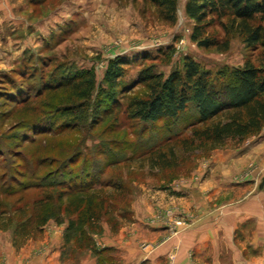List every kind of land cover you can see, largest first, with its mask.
I'll use <instances>...</instances> for the list:
<instances>
[{
	"label": "rangeland",
	"instance_id": "374dc122",
	"mask_svg": "<svg viewBox=\"0 0 264 264\" xmlns=\"http://www.w3.org/2000/svg\"><path fill=\"white\" fill-rule=\"evenodd\" d=\"M184 2L177 0L174 21L169 23L159 17L151 0H0V212L11 215L9 222L5 215L0 217V225H7L0 227V244L11 240L19 246L38 237L39 231L21 243L14 238L13 208L19 196L30 200L40 193L33 187L23 190L37 180L22 164L24 159L36 164L37 158L46 156L50 164L55 162L43 171L68 161L65 168H58L56 178L67 180L101 168L99 178L124 184L123 191L109 187L103 194L126 205L131 218L112 219L108 214L95 232L128 228L134 207L151 195L155 203L166 196L155 189L167 192L187 186L190 198L191 188L205 198L213 190L215 197L201 203L205 208L175 212V205L168 203L155 208L146 220L164 223L166 234L189 229L206 216L221 225L224 220L236 224L232 234L239 257L233 262L230 253L223 262L264 264V190L257 188L264 175V126L238 144L228 140L215 146L194 137V130L204 125L198 123L191 105L175 120L150 123L128 115L129 97L147 92L145 84L135 81L145 73L168 75L181 67L184 55L212 73L246 61L264 68V45H246L226 17L206 30L219 42L227 40V48L197 46L190 38L194 21L186 16ZM117 56L127 61L122 65L123 86L132 87L124 95L123 86L114 88L121 102L116 119L115 115L96 118L92 109L104 98L101 90H109L104 72ZM86 71L93 73L94 86L88 99L74 101L81 103L75 109L66 88L51 87ZM90 123L94 125L89 129ZM44 225L56 229L65 227L66 221L50 218ZM75 249L77 254L87 250Z\"/></svg>",
	"mask_w": 264,
	"mask_h": 264
},
{
	"label": "trees",
	"instance_id": "16d2710c",
	"mask_svg": "<svg viewBox=\"0 0 264 264\" xmlns=\"http://www.w3.org/2000/svg\"><path fill=\"white\" fill-rule=\"evenodd\" d=\"M151 1L158 7L160 18L169 23L174 21L177 0ZM183 8L186 16L194 21L190 38L199 47L227 48V40L219 42L209 36L206 30L209 25L224 17L227 18V24L243 36L246 45H264V0H185ZM227 24H223V27H227ZM126 63L119 56L108 62L103 80L109 90H101L104 98L92 109L94 117L115 115L116 119L121 102L114 88L123 86L122 65ZM135 82L145 84L147 92L146 95L129 97L127 111L129 117L141 122L154 123L164 118L175 120L191 105L198 123L204 125L194 130V137L215 146L223 145L228 140L238 144L245 137L258 133L264 126V68L251 61L233 68H220L212 73L190 55H184L179 69L165 76L161 73H145ZM93 86V73L86 71L78 78L61 81L51 88H66L70 97H73L71 105L78 109L81 103L74 101L88 99ZM131 87L125 85L120 92L124 95ZM102 103L104 106L100 110ZM93 125L90 123L87 127L90 129ZM158 157L160 160L164 158L163 155ZM49 161L45 156L37 158L36 164L28 158L22 163L31 168V174L37 177L35 182L23 190L33 187L40 190V193L30 200H25L22 195L15 200L13 213L17 215V223L12 231L14 238L18 237L21 243L32 232L40 231L48 219L53 218L57 223L66 221L63 231L64 252L77 248L90 249L98 254L101 250L96 248L91 234L99 223L106 221L108 214L112 219L131 218V210L126 205L111 201L110 193L103 194L109 187L123 191L124 184L121 180L110 182V179L99 178L98 174L103 173L101 168L92 169L81 176H69L67 180L59 179L56 178L58 171L65 168L68 161L61 163L60 167L58 165L60 169L43 171L44 167L55 162L50 164ZM41 169L43 172L38 174ZM0 213V217L5 215L8 222L11 220L10 214Z\"/></svg>",
	"mask_w": 264,
	"mask_h": 264
},
{
	"label": "crops",
	"instance_id": "0c3cea01",
	"mask_svg": "<svg viewBox=\"0 0 264 264\" xmlns=\"http://www.w3.org/2000/svg\"><path fill=\"white\" fill-rule=\"evenodd\" d=\"M190 191L193 198H190L187 186L172 187L167 192L155 189L158 195L166 194L165 198H158V203H155L149 194L151 196L146 197V202L136 209L134 207L132 223L128 228H120L113 233L104 227L102 231L91 234L96 248L101 250L98 254L90 249L83 254L64 252V227L46 229L44 225L35 241L28 239L19 246L13 245L11 240L0 244V264H225L223 260L230 253L232 256L229 258L234 262L240 254L232 234L236 224L231 225L224 220L221 225L206 216L208 218L189 229L166 234L164 223L146 220L155 208L165 204L175 205V212L195 211L206 207L201 204L204 199L216 195L210 190L205 198L200 190L191 188ZM166 200L167 203L163 202ZM142 243L148 246L142 248Z\"/></svg>",
	"mask_w": 264,
	"mask_h": 264
},
{
	"label": "water",
	"instance_id": "95a60500",
	"mask_svg": "<svg viewBox=\"0 0 264 264\" xmlns=\"http://www.w3.org/2000/svg\"><path fill=\"white\" fill-rule=\"evenodd\" d=\"M258 190H264V175L261 177L258 185H257Z\"/></svg>",
	"mask_w": 264,
	"mask_h": 264
}]
</instances>
